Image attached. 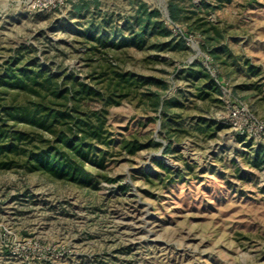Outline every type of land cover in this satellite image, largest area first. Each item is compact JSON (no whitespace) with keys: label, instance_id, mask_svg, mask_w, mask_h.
I'll use <instances>...</instances> for the list:
<instances>
[{"label":"rangeland","instance_id":"374dc122","mask_svg":"<svg viewBox=\"0 0 264 264\" xmlns=\"http://www.w3.org/2000/svg\"><path fill=\"white\" fill-rule=\"evenodd\" d=\"M85 1L84 7L70 0L62 11L47 12L25 0H0V65H42L89 82L108 57L124 71L166 80L168 109L146 127L134 124L145 116L137 99L110 109L115 140L102 174L114 182L88 186L39 171L0 170V264H264V168L252 165L264 136L240 137L221 125L223 96L205 90L200 74L217 69L210 75L232 103L247 104L264 122V0H233L211 12L207 18L224 30L220 41L170 21L165 9L171 0ZM181 1L192 7L202 0ZM142 3L158 8L173 36L191 39V47L161 51L153 38L142 49L109 53L97 44L128 36ZM93 45L99 49L90 51ZM127 127L158 146L124 153L117 143L130 136ZM4 228L38 239L49 249L45 260L11 257ZM64 252L70 255L62 259Z\"/></svg>","mask_w":264,"mask_h":264},{"label":"trees","instance_id":"16d2710c","mask_svg":"<svg viewBox=\"0 0 264 264\" xmlns=\"http://www.w3.org/2000/svg\"><path fill=\"white\" fill-rule=\"evenodd\" d=\"M80 1L84 7L86 1ZM232 1L202 0L199 6L192 3L190 7L181 0H171L167 7L169 20L184 21L192 34H200L208 41H220L224 37L223 28L207 16ZM246 1L248 4L258 2ZM165 21L158 8L149 9L142 3L136 16L131 22L128 20V36L118 43L114 37L109 41L104 38L96 41L109 53L128 47L142 49L153 38H158L156 47L161 51L188 49L185 39L174 37ZM98 49L93 45L89 50ZM104 62L92 71L89 82L73 72L66 77L54 75L42 65L28 67L11 62L0 65L1 171H39L55 180L88 186H96L102 179L114 182L113 178L102 174L107 149L115 140L110 130V109L120 106L125 99H137L145 116L135 119L134 124L138 127L155 124L161 121L163 110L168 109L169 85L163 78L124 71L108 57ZM200 74L207 79L205 90L221 93L220 85L206 70ZM199 90L204 95V88ZM177 100L174 99L173 104L181 105ZM125 130L130 136L117 143L124 153L135 155L158 146L154 139L144 143L134 130L128 127ZM157 163L169 171L162 162ZM87 164L96 168V173L88 171ZM252 165L264 168L262 146L257 148Z\"/></svg>","mask_w":264,"mask_h":264},{"label":"built area","instance_id":"2783aa9c","mask_svg":"<svg viewBox=\"0 0 264 264\" xmlns=\"http://www.w3.org/2000/svg\"><path fill=\"white\" fill-rule=\"evenodd\" d=\"M69 0H25L33 9L40 11H62ZM193 38V36H192ZM193 43V41H192ZM187 47H191V39L185 38ZM208 71L213 76L217 69L209 67ZM218 83V81H216ZM219 84V83H218ZM220 85V84H219ZM222 102L225 105L226 114L220 119L221 125L231 128L237 136L259 138L264 136V122L254 116L249 106L242 102L232 103L229 91L221 86ZM2 235L4 246L11 257L29 260L33 262L45 260L48 247H44L36 238L20 237L13 229L4 228ZM66 252L60 254V258L69 257ZM31 263V262H29Z\"/></svg>","mask_w":264,"mask_h":264},{"label":"water","instance_id":"95a60500","mask_svg":"<svg viewBox=\"0 0 264 264\" xmlns=\"http://www.w3.org/2000/svg\"><path fill=\"white\" fill-rule=\"evenodd\" d=\"M166 16L169 18L168 9H165Z\"/></svg>","mask_w":264,"mask_h":264},{"label":"crops","instance_id":"0c3cea01","mask_svg":"<svg viewBox=\"0 0 264 264\" xmlns=\"http://www.w3.org/2000/svg\"><path fill=\"white\" fill-rule=\"evenodd\" d=\"M69 1H70V0H69ZM69 1H68V2H69Z\"/></svg>","mask_w":264,"mask_h":264}]
</instances>
